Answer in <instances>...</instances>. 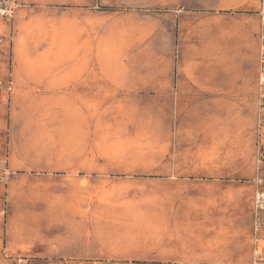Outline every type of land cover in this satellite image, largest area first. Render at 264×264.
Returning a JSON list of instances; mask_svg holds the SVG:
<instances>
[{"label": "rangeland", "instance_id": "1", "mask_svg": "<svg viewBox=\"0 0 264 264\" xmlns=\"http://www.w3.org/2000/svg\"><path fill=\"white\" fill-rule=\"evenodd\" d=\"M72 1L24 0L0 24L13 38L15 19L25 20L3 198L21 254L32 264L247 263L253 93L231 90L223 74L225 40L253 30V9L244 0H79L83 40L46 38L43 17L28 24ZM254 41L239 61L251 86ZM231 57L227 67L238 63ZM77 62L100 68V79L83 88L50 80L51 69ZM35 68L49 69L35 77Z\"/></svg>", "mask_w": 264, "mask_h": 264}, {"label": "crops", "instance_id": "2", "mask_svg": "<svg viewBox=\"0 0 264 264\" xmlns=\"http://www.w3.org/2000/svg\"><path fill=\"white\" fill-rule=\"evenodd\" d=\"M24 0H19L21 6ZM32 1V0H31ZM243 1V0H242ZM244 4L246 7L249 9H253L254 15H248V20L252 22L254 25V28L252 31L250 30H240L236 31L234 34H227L226 38V48L224 50V55L226 56V71L224 72L223 76L226 78V83L228 84V87L231 88V90H236V88L240 91V93L245 96L248 94V91H252V101H253V117H254V128L256 124V117H255V94H256V89H257V59H258V40H257V29L259 25V19L257 16V11L259 9V0H244ZM66 5L65 7H62L63 5L59 7H52L49 9L47 12H40L36 11L33 16H30V20L28 24L31 26L33 22H37L40 20L42 17L45 20V37L49 39H54L61 37L62 39L64 38H76L77 40H83L85 39V14H84V9L82 8L83 6L80 4L79 0L72 1V2H65ZM64 3V4H65ZM241 4V1H240ZM20 8L17 10L16 14L21 9ZM39 6H43V3H40ZM46 13V15H44ZM15 14V15H16ZM25 22L24 19H21V15H18L17 18L15 19V24L16 26H20V30L15 34V36L12 39L11 45H10V55H9V60H5V58L0 59V76L2 77H7L10 76L11 79V93L14 90V88L20 87L23 76V71L24 68L20 64H14V59H18V56H20L21 51L20 48L22 46V41L20 40L21 38V31L23 28V23ZM1 24V23H0ZM6 32V31H5ZM8 33V32H6ZM37 31H33L30 29V34H35L36 36ZM252 33L255 35V41L254 43V49H255V70L253 72V80L252 82L254 83L252 86L248 85L247 81H244L243 83L241 80H243L242 73H241V67L244 66V63H239L240 61V56L242 54V57L245 55L246 52L249 51L250 45H249V39L252 36ZM234 35V36H232ZM30 39L33 38L32 35L29 36ZM242 37L246 40L243 41ZM241 40H242V46H241ZM79 41H77L78 43ZM82 43L84 41H81ZM246 44V45H245ZM234 45V46H233ZM245 45V46H244ZM249 46V47H248ZM233 54L231 55V53ZM32 53V54H31ZM36 53V49L34 50V53L30 51V54L33 55ZM229 54L232 56L231 58H237L238 63L237 65H233L231 67H227V62L229 61ZM46 55L48 53L46 52ZM230 58V61H231ZM8 59V58H7ZM7 61V62H4ZM9 61L10 63V68H11V73H9ZM47 65V64H46ZM47 67V66H46ZM38 68H35L34 75L35 77H38L43 73L45 70L49 68H45V70L40 69L41 73L38 74ZM52 72H56V74L50 75V80L52 81H60L61 86H66V87H74V88H83L86 85H90V82L92 84H95L96 81L100 79V68H89L85 66L84 64H80L79 62L74 63L72 65H64L60 69H51ZM232 70H235V74H231ZM43 71V72H42ZM33 72L30 71V75ZM245 76V75H244ZM246 77V76H245ZM212 80V79H211ZM240 83L241 86L240 87ZM251 86V87H247ZM8 93L1 92L0 93V150H6L5 144H6V134H7V123H6V117H7V105H8V100L10 96ZM239 124L234 125V128H238ZM236 126V127H235ZM232 128V127H231ZM256 133V131H255ZM237 135V134H236ZM232 142H237L240 143V140L238 139V136L234 137ZM260 142L262 144V149L264 150V131L262 134V137L260 139ZM237 146L239 144H236ZM254 148L256 150V157H255V171L253 173V178L258 174V171H264V161L259 165L257 164V148H256V141L254 144ZM8 165L9 169L13 171L14 166L12 163L10 164V159L8 158ZM12 178V177H11ZM10 178V179H11ZM250 180V186L252 189V195H251V254H250V259L248 260L247 263L245 264H250L251 258H252V235H253V226H254V211H253V194H254V186L252 185V182ZM10 181V180H9ZM9 181L7 182L6 185L0 184V212L4 209V201L3 198L5 194L8 192L7 188L9 185ZM258 222L260 224V231H259V247L260 250L264 251V214H260L258 217ZM21 246V245H20ZM18 242H15L12 235L9 233V230L5 228L3 224V216L0 214V264H17V260H21L20 264H32V262L29 263L28 258H25L22 254V246L20 247ZM22 257V258H21ZM221 263V262H218Z\"/></svg>", "mask_w": 264, "mask_h": 264}, {"label": "built area", "instance_id": "3", "mask_svg": "<svg viewBox=\"0 0 264 264\" xmlns=\"http://www.w3.org/2000/svg\"><path fill=\"white\" fill-rule=\"evenodd\" d=\"M21 4L19 0H0V23H9L15 16L17 10ZM259 19V25L257 29L258 40V59H257V89L255 94V131H256V148H257V164H261L264 161V150L260 139L264 131V0H259V9L257 11ZM12 39L9 33H0V59L5 58L9 60L10 45ZM8 58V59H7ZM7 62V61H4ZM12 89L10 76H0V93H9ZM13 172L9 169L8 165V149L0 150V184L6 185L10 178L13 176ZM254 186L253 194V211H254V226L252 237V258L250 264H264V251L259 247V231L260 224L258 217L260 214H264V171H258V174L251 180ZM3 209L0 214L5 215ZM21 260H17V264H20ZM207 264V263H198ZM213 264H227V263H213Z\"/></svg>", "mask_w": 264, "mask_h": 264}]
</instances>
